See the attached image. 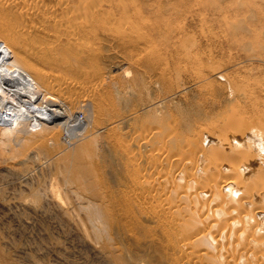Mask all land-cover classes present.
<instances>
[{"label": "rangeland", "instance_id": "rangeland-1", "mask_svg": "<svg viewBox=\"0 0 264 264\" xmlns=\"http://www.w3.org/2000/svg\"><path fill=\"white\" fill-rule=\"evenodd\" d=\"M122 1L125 20L136 13L135 26L158 27L151 34L141 29L149 34L146 46L116 48L108 41L98 69L77 67L70 60L65 71L62 67L68 58L55 66L42 51L44 42L23 36L17 39L21 45L14 47L10 39L0 38L1 46H9L23 59L25 71L35 79L41 77L37 82L47 95L58 94L69 102L73 93L102 79L111 90L115 86L114 91H125L120 97L112 91L116 107L108 110L110 118L99 116L97 144L78 157L92 173L88 182H93L99 198L83 190L85 183L71 182L79 174L77 159L70 154L84 145L86 138L68 142L51 130L46 137V133L40 134L44 143H39L33 132L30 140H34L29 141L26 135L20 142L19 135L11 139L9 147L0 149V264H180V242L191 239L196 230L189 226L190 214L209 207L210 192L215 189L219 195L225 194L232 184L224 183L228 177L236 182V174L223 172L235 160L228 157L215 165L204 159V153L224 138L227 145L223 149L229 151L230 135L243 138L248 125L264 128V0H146L141 14L135 4L143 0ZM110 5L113 10V3ZM148 6L151 13L145 8ZM52 32V28L44 31L41 37L57 34L64 42L59 32ZM179 39L188 43L181 44ZM144 47L151 48L153 54L147 50L143 54ZM72 49L77 51L75 45ZM126 71L130 74H123ZM160 101L163 104L158 105ZM118 111L136 115L116 127L117 137L110 133L114 141L104 126L111 125ZM76 114L81 120L80 112ZM188 121L196 133V145L191 148L187 140L193 132L183 130ZM257 121L260 125L253 123ZM229 123L240 126V132H226ZM247 134L249 143L261 154L254 139L259 137L250 130ZM260 140L264 145V139ZM131 147L136 148L131 151ZM259 159H253L254 166L261 165ZM212 175L217 184H211ZM225 208L223 202L222 215ZM231 213L240 223L244 220L236 211ZM225 222L221 216L210 228L215 238L226 231L217 239L219 249L223 242V246L229 243L230 229L227 231ZM94 226L105 231H96Z\"/></svg>", "mask_w": 264, "mask_h": 264}, {"label": "bare ground", "instance_id": "bare-ground-1", "mask_svg": "<svg viewBox=\"0 0 264 264\" xmlns=\"http://www.w3.org/2000/svg\"><path fill=\"white\" fill-rule=\"evenodd\" d=\"M143 2H136L135 4L140 14L142 7L146 5V0H143ZM110 3H113V10H111ZM108 6L110 7L109 10L107 9ZM122 7L125 8V3H123L122 0H0V38L10 39L9 42L11 46L14 47H17L16 44L21 45L19 40H21L23 36L29 37L32 41L44 42L41 45L42 51L55 66L59 67L61 63L64 62L62 59L68 58L62 67L65 71H68L70 67V60H73L77 67L87 66L89 68L93 67L98 69V63L103 58V50L104 52L106 51L104 47L108 41L113 42L116 48H122L126 45L136 47L138 44L146 46V44L149 43L147 41V36L149 34L142 33L141 29H145L147 32L150 31L151 34V31L158 27L157 25L151 26L146 23L145 25L142 23L140 26H135L136 15L138 14L135 13L133 18L127 17L125 20L124 14L121 13ZM145 8L151 9L147 12H152V7L148 6ZM51 28L54 33H60L63 37V43L58 39L59 36L57 34H49L41 37L44 31L51 30ZM179 42L181 44L188 43L185 39L182 41L179 39ZM72 45L77 47L76 52L73 51ZM139 49L141 48L139 47ZM142 49H144L143 54L145 50L153 54L151 48L144 47ZM138 51L136 52L138 53ZM53 56L55 58H52ZM18 57L19 56H17L9 46L0 45V149L5 146L9 147L8 145L9 142L12 141L11 139H17L19 135H22V138H19L20 142V139H24L26 135H29L28 139L31 141L34 140H30V138H32L30 135H32L33 132L34 134L36 133L39 139L42 133L52 130L61 133V138L63 137L62 140L65 139L64 141L73 142L80 138L87 139L84 140L86 141L84 145H80L76 150L74 148V154H70L72 159H75V161L77 159L78 162L80 160L79 155L85 151V148H91L94 144H97L95 141L98 136V130L95 128V124L98 123L97 120L99 116L104 115L110 118L108 110L116 107V103L112 99V91H114L113 89L115 86L111 90L106 80L102 79L93 87H84L80 92L73 93L71 95L72 99L69 102H65L58 94L51 96L50 94L47 95L46 92L43 93L37 82L42 81L41 77L36 73L38 75L37 78H33V75L32 77L21 67L24 64L22 63L23 59H21V57H19V59ZM155 61L154 59V62ZM154 62L150 63V65H154ZM124 73L126 74L129 72L126 71L123 72V74ZM161 80L162 78H160L159 81ZM156 82L158 83V81ZM130 83L127 84L130 86ZM157 83L154 84L157 86ZM160 83L162 84V82ZM120 90L116 91L115 89L114 91L118 97H120L121 92H125L124 90ZM160 104H163V101L158 103V105ZM77 111L80 112L82 116L81 120L76 117ZM133 111H135V109ZM128 112L124 115L118 111L114 121L110 123L111 125L104 126L109 131V133L107 132L109 136L113 135L117 137L115 135L117 130L116 127H119V125L124 124L126 121L128 122L129 117L133 116L136 111L132 112L134 113L133 115L128 114ZM131 121L132 119H130L128 129L132 123ZM259 122L260 121L253 123L257 124ZM234 124L235 123L227 124L225 127L226 132L227 130L240 132L241 127L235 126ZM258 125H260V123ZM248 126L250 133H254L259 137H255L254 139L258 142L259 149L262 151L261 154L249 143L251 140H247L249 137L247 134L248 130L242 133L243 138L230 135V138L232 137V140H230L231 147H226L229 151H224L223 149V146L225 144L227 145L226 139L224 138L221 139L220 142H213V146H209L210 148L208 147L209 149L207 148L208 150L204 153V159H206V161H212V164L215 165H218L221 163V160L228 157L231 161L235 160V162L230 161L233 165H226L223 172H226V175L229 173V176L230 174H236L234 175L236 182H233L232 177H228L224 183L227 184V182H230L232 184L224 191L225 194L219 195L217 189L214 188L215 190L210 192L212 195L210 197L211 204L209 207L201 208L202 212L195 211V214H190L191 220H189V223L191 222V225L189 226H195L196 230L191 239L180 242L179 247L181 249H178L182 260L180 264H264V237L262 236L264 235V209H262V207L264 208V203H262L264 202V145L263 141L260 140V137L264 139V128L262 129L263 126L258 128L256 127L257 125ZM122 128L126 129V127ZM194 129V125H192L190 121L183 127L184 131L193 132L191 137L187 140V145L190 148L196 145L194 137L196 133H194ZM258 129H260V133ZM221 131L225 134L224 127ZM47 133L44 135L45 137ZM110 133L112 135H110ZM123 134L124 133H122V135ZM254 134H252V136ZM113 136L112 140H114ZM119 136L122 143V136L120 134ZM35 137L36 136L33 138ZM28 139H26L27 142ZM38 141L39 143L42 142L40 139ZM136 142L133 143L136 144ZM114 143H117V141ZM123 146L122 143L121 147ZM136 147H131V151ZM123 149H119V151H123ZM18 150V152H20V150L24 149ZM13 151L15 152L14 156H18L16 155L17 152L15 150ZM8 152L11 158L10 151ZM23 153L24 152H22V154ZM71 157L69 156L68 158ZM228 159L226 160L227 163ZM236 159L238 162H236ZM253 159H259L261 165L254 166L253 161L256 160ZM79 162H81V160ZM79 162L76 164V171L79 177L72 179L73 181L71 182H80V184L81 182L85 183L84 188L82 187L83 190L85 189L89 194L95 193L96 195L94 194L92 196L97 197L98 193L94 190L95 185L92 184V181L91 183L88 182V180L92 178V173ZM235 163L237 164L235 165ZM239 170L243 173L242 176ZM212 177L213 182L211 184H217V180H215L213 175ZM259 181H261L259 183L260 185L258 184ZM255 184L257 186H254ZM145 186H148L150 189L153 188L152 184H145ZM90 191L92 193H90ZM181 192H183V190ZM240 193H245L246 196L241 197ZM180 196L182 198L183 194L180 193ZM93 198L94 197H92V199ZM94 201H96V199ZM259 201H261L260 203L263 205L259 204ZM223 202H225L226 207L224 210L225 215H222ZM254 202H256V205H262V207H255L256 205ZM244 203H248V205L251 206L247 207ZM90 208L91 207L88 205L87 209L90 210ZM231 210L234 212L236 211L238 217L239 214L245 216V223L244 220L240 223V221L233 216ZM221 216H223L226 225H228L227 231L230 229L229 237L226 238V241L229 243L223 246V242V249H219V247L216 248L215 245L218 243L217 239L221 237L222 233L225 235L226 231L222 230L221 235L216 238L213 237L210 232V228L216 223V218ZM94 229L100 232L105 231L104 227L100 229L94 226ZM212 247H214V249H211ZM119 260L122 262L121 259ZM126 264L133 263L126 262Z\"/></svg>", "mask_w": 264, "mask_h": 264}]
</instances>
